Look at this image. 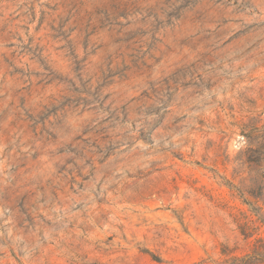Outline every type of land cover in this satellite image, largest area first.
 I'll return each mask as SVG.
<instances>
[{"label":"rangeland","instance_id":"1","mask_svg":"<svg viewBox=\"0 0 264 264\" xmlns=\"http://www.w3.org/2000/svg\"><path fill=\"white\" fill-rule=\"evenodd\" d=\"M248 141L264 0H0V264H227L264 241Z\"/></svg>","mask_w":264,"mask_h":264},{"label":"trees","instance_id":"2","mask_svg":"<svg viewBox=\"0 0 264 264\" xmlns=\"http://www.w3.org/2000/svg\"><path fill=\"white\" fill-rule=\"evenodd\" d=\"M259 131V130H258ZM247 153V158L245 162H250L253 155L261 157L264 155V143H260L258 146L253 147L248 141V145L245 148ZM262 205H257L254 207L258 212L261 219L264 220V198L261 199ZM242 233L246 238L252 236V232L242 229ZM227 264H264V241L262 238L257 237L254 240L253 246L249 253L243 256H232L226 260Z\"/></svg>","mask_w":264,"mask_h":264}]
</instances>
